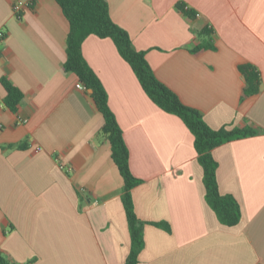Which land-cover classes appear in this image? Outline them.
<instances>
[{"label": "crops", "instance_id": "0c3cea01", "mask_svg": "<svg viewBox=\"0 0 264 264\" xmlns=\"http://www.w3.org/2000/svg\"><path fill=\"white\" fill-rule=\"evenodd\" d=\"M14 2L0 0V253L17 264H123V180L91 91L63 70L67 21L55 0H33L17 20ZM106 2L154 76L209 128L255 132L211 151L219 193L241 211L224 226L205 201L190 131L149 99L111 39L83 41L141 181L131 191L146 223L137 264H264V0ZM202 40L212 48L194 53ZM245 63L261 81L250 97L238 70ZM2 79L22 94L15 112Z\"/></svg>", "mask_w": 264, "mask_h": 264}, {"label": "trees", "instance_id": "16d2710c", "mask_svg": "<svg viewBox=\"0 0 264 264\" xmlns=\"http://www.w3.org/2000/svg\"><path fill=\"white\" fill-rule=\"evenodd\" d=\"M68 24L65 41L66 59L63 70L76 76L91 97L103 118L101 134L109 144L110 156L122 180L121 201L125 211L130 235V250L123 264H137L138 254L144 246L143 229L145 222L140 221L135 212L131 196L134 187L140 184L129 168V152L123 140L120 127L108 106L107 94L99 79L86 63L81 52L83 41L90 35L104 39L109 38L115 44L119 55L129 64L139 84L149 99L162 111L177 116L193 136V145L197 161L202 168V182L205 188V201L215 213L218 221L228 227L235 226L241 218L237 201L230 195H221L216 179L217 163L211 151L226 142L245 138L255 134L250 129L213 130L204 122L202 115L192 107L185 105L175 92L162 84L153 74L144 53L136 51L126 31L117 26L110 18L106 0H55ZM176 9L188 18L196 13L183 4ZM210 30L205 28L202 36H208ZM212 48L210 40H202L193 49L194 53ZM238 70L244 78L243 97H250L260 90V77L249 63L241 64ZM6 90L4 104L15 112L22 94L7 80H1ZM22 147V146H20ZM160 226L161 224H153ZM0 264H17L0 253Z\"/></svg>", "mask_w": 264, "mask_h": 264}, {"label": "built area", "instance_id": "2783aa9c", "mask_svg": "<svg viewBox=\"0 0 264 264\" xmlns=\"http://www.w3.org/2000/svg\"><path fill=\"white\" fill-rule=\"evenodd\" d=\"M33 5V0H15L12 4V13L17 20H20L23 12L26 8H29ZM4 39V33L0 31V42ZM76 89L81 91H86V88L79 82L75 84ZM36 151H39V148H36Z\"/></svg>", "mask_w": 264, "mask_h": 264}, {"label": "water", "instance_id": "95a60500", "mask_svg": "<svg viewBox=\"0 0 264 264\" xmlns=\"http://www.w3.org/2000/svg\"><path fill=\"white\" fill-rule=\"evenodd\" d=\"M90 92V91H89Z\"/></svg>", "mask_w": 264, "mask_h": 264}]
</instances>
